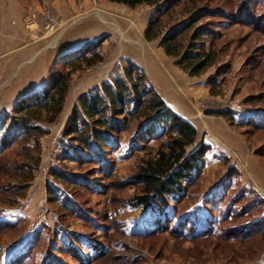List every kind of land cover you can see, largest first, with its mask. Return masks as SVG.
I'll return each instance as SVG.
<instances>
[{
  "label": "rangeland",
  "instance_id": "rangeland-1",
  "mask_svg": "<svg viewBox=\"0 0 264 264\" xmlns=\"http://www.w3.org/2000/svg\"><path fill=\"white\" fill-rule=\"evenodd\" d=\"M170 2L175 6L163 18V35L199 10L221 12L203 20L215 24L220 57L203 75L191 76L204 85L193 103L201 115L223 117L250 145L245 155L232 152L233 162L246 166V158L255 154L264 165V156L257 154L264 149V130L242 126L248 118L264 119V21L256 19L264 15V0H164L135 7L109 0H0L1 121L9 114V124L14 105L65 73L70 67L63 60L79 55L84 46L103 56L72 72L62 112L54 122L42 123L49 133L40 138L39 151L31 148L33 141L18 142L0 159V264H258L264 257V236L254 243L225 239L224 228L247 220H231L230 204L240 183L221 203L207 202L215 191L212 199L228 191L229 183H217L220 179L239 176L229 159L221 163L206 154L178 203L142 207L133 204L141 191L137 169L165 137L136 140L140 122L131 121L106 153L86 149L85 157L94 159L81 161L70 156L63 130L78 96L123 75L130 63L151 84L146 67L166 54L160 39H145L144 29ZM20 43L36 52H19ZM70 43L77 47L67 51ZM220 66L227 67L209 83ZM39 68L43 85L19 95L30 89L28 81ZM222 112H231L235 124ZM250 179L257 183L253 175Z\"/></svg>",
  "mask_w": 264,
  "mask_h": 264
},
{
  "label": "trees",
  "instance_id": "trees-1",
  "mask_svg": "<svg viewBox=\"0 0 264 264\" xmlns=\"http://www.w3.org/2000/svg\"><path fill=\"white\" fill-rule=\"evenodd\" d=\"M109 1L135 7L143 3L157 5L164 0ZM174 6V2L168 3L160 15L147 23L144 37L148 41L160 39V47L167 56L176 58L177 66L188 75L199 77L214 66L220 57V51L214 47L216 34L212 27L215 24L204 23L203 20L212 15L219 17L221 12L199 10L163 35V18L172 12ZM242 15H245V11ZM256 19L263 22L264 15ZM88 46H84L74 58L63 60V65L70 67L65 73H57L39 92L20 99L12 108L14 116L9 124V114L6 115L5 121L0 120V159L5 155V151L18 142L27 144L33 141L34 146L31 148L39 151L40 138L49 133V129L43 127L42 123L54 122L62 112L72 72L83 66L91 67L103 60L100 53ZM226 67H218L215 74L209 78V83L214 84L216 77L221 75ZM211 93L215 94L212 89ZM221 114L234 123L231 112ZM131 121L140 122L136 140L165 137L154 155L145 158L137 169L136 181L141 185V191L135 196L133 204L145 207L156 203L167 206L170 200L178 203L187 194V188L193 184L195 171L203 164L210 146L204 142L196 144V127L167 106L147 81L145 74L134 64H128L123 75L96 86V92L78 96L71 119L63 130V136L68 138L72 150L71 158L75 157L80 161L83 158L94 159L85 157L83 151L86 149L91 152L98 149L106 153L108 149L113 148L112 143L116 135L125 131ZM242 123L243 125L238 126L264 130V119L248 118ZM23 147L25 151L30 149L29 146ZM257 154L264 156V149ZM23 156V163L28 164L26 161L31 160L30 156L27 153ZM55 176L60 177V174L55 173ZM228 194V191L224 190L216 199L207 202L212 205L221 203ZM263 203L264 200L252 190L237 192L230 204L231 220L239 217H247V220L229 224L228 228H224L225 239L254 243L264 236ZM227 216L228 214L222 218L223 222L227 221ZM189 222L190 220H186V225Z\"/></svg>",
  "mask_w": 264,
  "mask_h": 264
},
{
  "label": "crops",
  "instance_id": "crops-1",
  "mask_svg": "<svg viewBox=\"0 0 264 264\" xmlns=\"http://www.w3.org/2000/svg\"><path fill=\"white\" fill-rule=\"evenodd\" d=\"M16 46H19V44ZM76 47L77 46L70 43L67 45L66 49L67 51H70ZM18 51L23 54L29 52L32 53L33 51V53L36 52V50H33V46H22L21 43L20 50ZM37 52H39V50H37ZM146 72L152 86L164 99L167 106L178 116L188 120L196 127V144L199 145L202 142L208 144L210 149L206 154L211 153V155H215L217 160L221 163L226 161L225 159H229L231 164L235 165L239 176L233 174L225 175V177L220 179L217 183L225 179L226 182L229 183L228 192L230 189H234V186H237V183H240L239 187L237 186L236 188L238 191L252 190L264 200V165L260 160V164H258L256 158L257 155L254 154L251 157L246 158V166L239 162H233L231 158L233 155L232 152L237 153V155H245V149L247 148L250 150V145L245 142L242 135L237 132L236 134L234 131L232 132L231 126H229L228 122L223 117L201 115L193 103L196 96L199 93H202L201 87L204 85H202L195 77L183 73L173 64V61L171 62V58L167 55H161L160 57L151 59L149 65L146 67ZM28 83L30 89L21 91L19 95L29 92L32 88L39 89V87L43 85L41 68H39L37 73L35 71L33 76L30 77ZM205 89V95L208 96V88ZM234 156H236V154H234ZM205 166H207V164ZM251 175L257 180V183L250 179ZM214 193H212L210 199L213 198ZM257 263L264 264V257L259 258Z\"/></svg>",
  "mask_w": 264,
  "mask_h": 264
}]
</instances>
